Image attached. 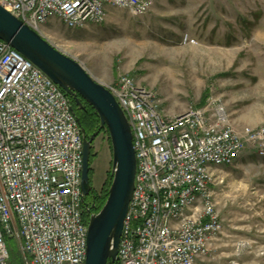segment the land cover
<instances>
[{
    "label": "built area",
    "instance_id": "built-area-1",
    "mask_svg": "<svg viewBox=\"0 0 264 264\" xmlns=\"http://www.w3.org/2000/svg\"><path fill=\"white\" fill-rule=\"evenodd\" d=\"M154 3L0 0L56 48L44 32L54 18L82 29L104 24L109 7L142 16ZM107 87L128 117L137 158L119 253L109 264H198L223 230L214 191L224 182L219 169L246 148L264 157V126L239 131L220 98L166 114L155 93L129 75ZM83 147L70 97L0 39V264H10L8 239L31 264H86Z\"/></svg>",
    "mask_w": 264,
    "mask_h": 264
},
{
    "label": "rangeland",
    "instance_id": "rangeland-1",
    "mask_svg": "<svg viewBox=\"0 0 264 264\" xmlns=\"http://www.w3.org/2000/svg\"><path fill=\"white\" fill-rule=\"evenodd\" d=\"M154 4L142 16L109 7L104 24L82 29L54 18L44 32L100 83L111 85L132 76L155 93L166 114L220 98L239 131L263 127L264 0ZM93 151V193L86 201L98 206L95 199L108 192L112 178L107 129L94 140ZM218 174L224 179L214 187L223 230L198 264H264V157L246 148L234 165ZM7 243L10 264H31L17 240Z\"/></svg>",
    "mask_w": 264,
    "mask_h": 264
},
{
    "label": "water",
    "instance_id": "water-1",
    "mask_svg": "<svg viewBox=\"0 0 264 264\" xmlns=\"http://www.w3.org/2000/svg\"><path fill=\"white\" fill-rule=\"evenodd\" d=\"M0 39L43 70L66 92L73 103L83 106L84 99L99 115L100 128L90 136L77 117L84 143L81 187L88 216L86 264H109L110 261L117 260L137 174L133 132L128 117L110 89L97 81L80 62L53 46L1 5ZM103 129L108 130L111 141L112 178L106 200L98 207L95 203L90 205L86 197L93 193V142Z\"/></svg>",
    "mask_w": 264,
    "mask_h": 264
},
{
    "label": "trees",
    "instance_id": "trees-1",
    "mask_svg": "<svg viewBox=\"0 0 264 264\" xmlns=\"http://www.w3.org/2000/svg\"><path fill=\"white\" fill-rule=\"evenodd\" d=\"M82 101L83 106H78L77 104L73 103L74 113L80 119L81 126L86 129L87 134H90L99 130L100 118L95 109L89 103H87L84 99H82ZM106 197L107 189L105 190L104 195L100 199H98L99 197L95 199L97 204L99 202V207L104 204ZM85 217L87 219V213H85Z\"/></svg>",
    "mask_w": 264,
    "mask_h": 264
},
{
    "label": "flooded vegetation",
    "instance_id": "flooded-vegetation-1",
    "mask_svg": "<svg viewBox=\"0 0 264 264\" xmlns=\"http://www.w3.org/2000/svg\"><path fill=\"white\" fill-rule=\"evenodd\" d=\"M93 155H94V151H93V149H92V157H91V162H92V160L94 159V156H93ZM91 172H92V169H91ZM89 196H90V195H89ZM89 196H88V197H89ZM86 199H87V197H86Z\"/></svg>",
    "mask_w": 264,
    "mask_h": 264
},
{
    "label": "crops",
    "instance_id": "crops-1",
    "mask_svg": "<svg viewBox=\"0 0 264 264\" xmlns=\"http://www.w3.org/2000/svg\"><path fill=\"white\" fill-rule=\"evenodd\" d=\"M155 2H156V0H155ZM155 5V4H154ZM154 7V6H153ZM102 75V74H101ZM94 76V75H93ZM95 77V76H94ZM104 85H106V86H108V85H110L109 83H105V82H102Z\"/></svg>",
    "mask_w": 264,
    "mask_h": 264
}]
</instances>
